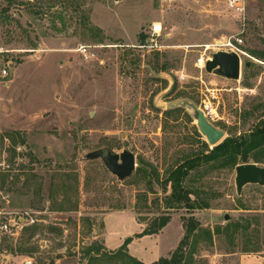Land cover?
<instances>
[{
  "label": "rangeland",
  "instance_id": "rangeland-1",
  "mask_svg": "<svg viewBox=\"0 0 264 264\" xmlns=\"http://www.w3.org/2000/svg\"><path fill=\"white\" fill-rule=\"evenodd\" d=\"M3 7L0 211L5 221L25 222L4 235L1 264H86L93 241L113 251L99 235L105 215L133 210L148 224L167 212V169L207 142L191 110L174 104L216 109L209 120L227 137L248 131L258 112L244 111L264 103V0H247L245 20L227 0H0ZM154 22L163 25L160 35L152 34ZM231 36L244 39L243 62L254 63L246 77L252 87L242 83L245 66L240 80L205 69ZM80 44L104 45V61H83L73 51ZM125 140L137 166L123 181L101 158L84 157L105 146L122 151ZM235 174L193 171L192 198L210 207L169 211L179 226L194 215L214 230L227 224L226 213L243 225L233 239L222 232L213 245L201 240L192 264H242L245 248L264 255V186L248 184L238 195Z\"/></svg>",
  "mask_w": 264,
  "mask_h": 264
},
{
  "label": "trees",
  "instance_id": "trees-1",
  "mask_svg": "<svg viewBox=\"0 0 264 264\" xmlns=\"http://www.w3.org/2000/svg\"><path fill=\"white\" fill-rule=\"evenodd\" d=\"M7 11V7H3L0 10L1 22L6 19ZM139 37L141 44H146L149 35L141 32ZM259 55V58L264 60V51L259 52ZM253 65L254 63L250 64V66H245L242 83L246 87H252L246 77L248 71L253 68ZM263 106L264 103H259L251 109L244 111V117L252 116L258 112L255 124H253L248 131L237 135H229L213 148H209V144L204 140V149L202 151L192 155L186 154L179 162L169 166L166 171V178L162 180L165 193L168 192L169 186L171 189L164 198L167 212L152 219L145 229L137 234V236L159 232L170 221L171 212L169 211L173 209L187 208L189 210H194L196 208L201 209L210 207L207 201L192 198L195 192L189 186L188 180H190L193 171L200 172L201 168L205 169L206 167L215 169H235L238 164L246 162L264 163V110H260ZM176 109L178 108L171 109L168 112H176ZM155 172L159 181L158 171L155 170ZM151 182L152 181L149 183ZM150 189V192H153V188ZM240 208L246 207L240 205ZM183 225L185 228L184 236L171 256L161 257L151 264H192L195 260L197 247L201 243V240L204 239L209 245H213L214 235L222 232H227L233 239L235 233L240 227H243L241 222L230 219L224 227L217 226L213 230L211 227L203 226L201 221L194 215L188 216L183 222ZM131 240L132 237L126 238L125 242L118 249L113 251H107L98 241L91 242L84 250L85 258H87L86 264H146L130 253L128 244ZM244 251L256 252L259 251V249L245 248Z\"/></svg>",
  "mask_w": 264,
  "mask_h": 264
},
{
  "label": "water",
  "instance_id": "water-1",
  "mask_svg": "<svg viewBox=\"0 0 264 264\" xmlns=\"http://www.w3.org/2000/svg\"><path fill=\"white\" fill-rule=\"evenodd\" d=\"M251 62H243L242 55L235 50L220 49L212 53L205 61L207 72L217 74L229 80H240L244 66H250ZM188 107L200 132L206 137L207 142L213 148L224 140L225 131L218 128L206 116L204 110L190 100L177 102L172 107ZM126 146L122 151L105 146L84 153L86 159L101 158L104 165L121 181L131 176L136 169V155L129 147V141L125 140ZM235 184L238 195L242 194L243 188L248 184L264 186V165L256 162L240 163L235 168ZM225 219L230 220L232 216L225 214Z\"/></svg>",
  "mask_w": 264,
  "mask_h": 264
},
{
  "label": "crops",
  "instance_id": "crops-1",
  "mask_svg": "<svg viewBox=\"0 0 264 264\" xmlns=\"http://www.w3.org/2000/svg\"><path fill=\"white\" fill-rule=\"evenodd\" d=\"M175 218L171 215L167 225L157 233L137 236L145 229L147 224L140 220L136 211L119 210L110 212L103 218L104 228L99 235H103L106 246L114 250L118 249L126 238L132 237L128 244L130 253L146 264H151L161 257L171 256L184 236L183 221L180 222V226L177 223L174 225ZM241 261L242 264H264V255H258L254 252L253 254L242 252Z\"/></svg>",
  "mask_w": 264,
  "mask_h": 264
},
{
  "label": "built area",
  "instance_id": "built-area-1",
  "mask_svg": "<svg viewBox=\"0 0 264 264\" xmlns=\"http://www.w3.org/2000/svg\"><path fill=\"white\" fill-rule=\"evenodd\" d=\"M228 9L232 12L238 14L243 20L246 19V7H247V0H227ZM163 25L160 22H154L151 27L152 34L160 35L163 32ZM244 43V39L241 36H231L227 41H224L220 44V47L223 49L228 50H235L238 53L246 54L243 49H241L242 44ZM104 47L102 44H80L76 48H74V52H76L83 61L91 62V61H99L103 62L104 60L101 58L99 52L100 48ZM2 50L0 49V52ZM0 75L6 76L8 75L7 67L0 68ZM206 116L215 118L218 116L216 109H210L206 111L203 109ZM24 217H15V219H10L5 221L2 218V211H0V264L3 261V238L6 233H13V226L21 227L24 225ZM29 222L34 223L35 219L31 218ZM18 232V230L16 231ZM23 264H32V260L26 259L23 261Z\"/></svg>",
  "mask_w": 264,
  "mask_h": 264
},
{
  "label": "bare ground",
  "instance_id": "bare-ground-1",
  "mask_svg": "<svg viewBox=\"0 0 264 264\" xmlns=\"http://www.w3.org/2000/svg\"><path fill=\"white\" fill-rule=\"evenodd\" d=\"M201 61H203V59H202ZM204 62H205V61H204Z\"/></svg>",
  "mask_w": 264,
  "mask_h": 264
}]
</instances>
